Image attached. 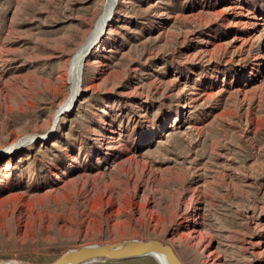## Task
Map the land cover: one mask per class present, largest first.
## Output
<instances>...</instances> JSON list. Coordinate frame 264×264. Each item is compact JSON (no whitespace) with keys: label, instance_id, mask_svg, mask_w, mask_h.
Here are the masks:
<instances>
[{"label":"rangeland","instance_id":"374dc122","mask_svg":"<svg viewBox=\"0 0 264 264\" xmlns=\"http://www.w3.org/2000/svg\"><path fill=\"white\" fill-rule=\"evenodd\" d=\"M105 5L0 0V260L157 239L204 264L193 224L264 264V0H117L66 104Z\"/></svg>","mask_w":264,"mask_h":264},{"label":"water","instance_id":"95a60500","mask_svg":"<svg viewBox=\"0 0 264 264\" xmlns=\"http://www.w3.org/2000/svg\"><path fill=\"white\" fill-rule=\"evenodd\" d=\"M106 24L103 27L105 28ZM93 42L88 52L82 58L79 66V85L81 89V80L84 63L87 59L88 53L91 51ZM159 254L163 256L166 264H183L176 254L174 248L165 242L157 239L139 240L129 239L104 244H90L83 245L79 248L70 249L61 254L56 260L47 264H83L93 260H125L130 258H137L147 255ZM0 264H28L12 260H0Z\"/></svg>","mask_w":264,"mask_h":264},{"label":"bare ground","instance_id":"6f19581e","mask_svg":"<svg viewBox=\"0 0 264 264\" xmlns=\"http://www.w3.org/2000/svg\"><path fill=\"white\" fill-rule=\"evenodd\" d=\"M116 2L117 0H106V5L104 8V12L102 13V15L100 16V18L98 19L97 23H96V27L95 29L90 33L89 37L87 38V40L77 49L76 53L74 54V56L72 57V59L70 60L69 63V69H68V73H67V80L69 81L70 85H71V94L69 96L68 101H66V104L69 103L70 101H72L77 94L79 93V66L82 62V58L85 56V54L88 52L90 45L93 42H97L102 36L101 33L103 31V27L106 24V22L113 17L114 14V9L116 7ZM258 20H264V16L259 17ZM262 24V23H260ZM63 108H65V102L62 103L59 107V109H57L58 111L62 110ZM54 121V119H53ZM24 140H21L18 144L23 143ZM17 141H14L13 143L10 144V146L8 147L9 149L14 148V146H16ZM3 155V150H0V156ZM193 222V221H192ZM191 224V222H190ZM188 232L186 234H183L182 236L184 237V240L186 242H191L194 241L195 243V248L198 247H202V253L204 254V264H219L220 262V254L218 255L217 252L215 251V249L213 250L211 248V243L208 242V244L204 245L202 243V239L200 236V232H198V230H196L195 226L192 224V226L188 225ZM200 233V234H199ZM203 237V236H202ZM210 240V239H209ZM200 251V250H199ZM159 262L160 264H166L165 260L163 258V256L156 254L153 255ZM95 261V260H93ZM92 262V261H89ZM182 262V261H181ZM88 263V262H86ZM83 263V264H86ZM183 263V262H182Z\"/></svg>","mask_w":264,"mask_h":264}]
</instances>
